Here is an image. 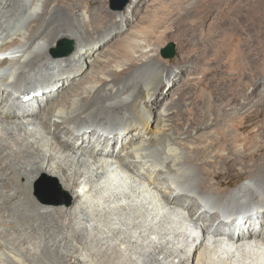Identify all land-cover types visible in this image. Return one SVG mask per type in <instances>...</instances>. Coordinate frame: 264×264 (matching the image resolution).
Masks as SVG:
<instances>
[{"label": "bare ground", "instance_id": "1", "mask_svg": "<svg viewBox=\"0 0 264 264\" xmlns=\"http://www.w3.org/2000/svg\"><path fill=\"white\" fill-rule=\"evenodd\" d=\"M93 3L0 0V264H264V141L242 129L247 113L229 124L244 135L221 130L201 146L190 140L194 113L173 122L170 108L154 107L166 84L178 81L187 54H213V35L194 19L157 20L113 55L129 64L104 71L111 64L96 52L135 14L116 25ZM168 38L183 46L168 63L173 69L156 66ZM62 39L74 41L72 55L52 51ZM241 100L224 102L222 114ZM205 118L199 130L219 124ZM234 143L255 145L250 157L232 147L226 162L227 171L229 161L241 166L245 181L228 188L202 181L220 177L209 168ZM43 177L70 201L42 200L35 187Z\"/></svg>", "mask_w": 264, "mask_h": 264}, {"label": "rangeland", "instance_id": "2", "mask_svg": "<svg viewBox=\"0 0 264 264\" xmlns=\"http://www.w3.org/2000/svg\"><path fill=\"white\" fill-rule=\"evenodd\" d=\"M91 1L97 2L93 5H102L105 15L109 14L111 18L117 20L116 25H120L122 19L135 14L133 23L125 27L120 37H114L107 43L105 49L96 52L98 55H103L100 57L104 64H111L104 71L118 70V66L122 63L129 64L126 58L114 59L113 55L120 57V51L125 48L127 41L140 40L141 33L152 31L154 21L164 20L168 24H174L180 23L182 20L181 24L185 25L189 19L198 21L203 33L213 35V46H215L213 54L206 57L200 49H195L187 54L188 60L185 61L187 66L182 70V74L177 76L178 81L173 85L166 84L161 93L155 96L154 103L156 105L154 107L159 111L163 108H170L169 118L173 122L178 120L182 122L187 118L186 115L189 111L194 113L198 120L196 119L193 124H196L194 126L197 129L190 140H194L192 142L197 143L196 145L202 146L208 139L217 138L221 130H228L231 134L244 135L240 128H230L229 125L232 118L244 113H247L248 117L241 124L242 129L256 130V138L259 137L260 141H264V0H200L194 12L190 7L198 0H190L191 3H186L178 12L175 10L181 0H162L160 5L157 0H150L147 4H144V0ZM89 8L94 12L99 9L91 5ZM114 28L116 30V27H111L104 34H111L112 31H115ZM62 40L52 48V51L57 55L64 54V50L60 48ZM170 44L175 45L176 56L173 59H166L161 52ZM182 51L183 46L178 40L168 38L158 49V52H155L156 56L159 55L156 66L164 68L169 62L179 58ZM95 56L94 63L97 62ZM212 58L213 62H209L208 60ZM168 65H171V69L175 68L172 64ZM171 86L170 92L169 87ZM236 97L242 98V105L238 109L226 107L227 114H222L224 102ZM213 99L217 101L214 110L211 109ZM204 116L208 117L205 118L206 121L208 120V125H212L213 118L219 119V124L210 126L211 128L206 131L205 129L199 130L200 120ZM190 126L192 125L188 123L185 127L189 128ZM182 127L183 124L177 125L179 129ZM203 132L208 133L203 136ZM211 147L215 148L213 144ZM232 147L233 150H240L250 157L255 145H251L248 150H243L241 143H234L229 148L226 144L225 149L221 152L226 158L222 161L219 159L218 164L212 168L208 167L212 172L219 171L220 177L217 180L211 178L208 181L207 177L200 175L202 181L211 184L220 181L224 185H221L220 188H228L229 183L245 181L246 177L241 174L242 167L235 165L234 162L229 161L231 166L227 171L226 162L230 158L228 155L234 152ZM186 152L193 153L190 150H186ZM249 162H253L251 158H249ZM199 169L202 171L201 168H198V171H200ZM61 191L62 193L58 191L55 181L49 177L39 179L35 187L37 195L40 194L45 199L65 204L70 201V195L62 189Z\"/></svg>", "mask_w": 264, "mask_h": 264}, {"label": "water", "instance_id": "3", "mask_svg": "<svg viewBox=\"0 0 264 264\" xmlns=\"http://www.w3.org/2000/svg\"><path fill=\"white\" fill-rule=\"evenodd\" d=\"M60 48L64 50L63 55H65V56H70L76 51V45H75L74 41L69 40V39L62 40L60 43ZM161 53H162L164 58L173 59L176 56L175 45L170 44L168 47L164 48ZM55 184L58 188V191L60 193H62V191H61L60 187L58 186V184L56 183V181H55ZM38 196L44 201L55 202L54 200H49V199L43 198L40 194H38ZM55 203H57V202H55Z\"/></svg>", "mask_w": 264, "mask_h": 264}]
</instances>
